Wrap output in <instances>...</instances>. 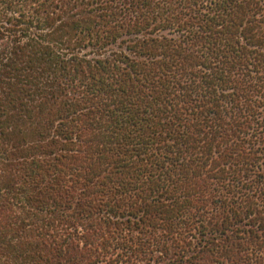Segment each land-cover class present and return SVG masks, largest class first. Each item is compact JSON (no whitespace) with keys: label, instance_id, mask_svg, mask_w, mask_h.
<instances>
[{"label":"trees","instance_id":"trees-1","mask_svg":"<svg viewBox=\"0 0 264 264\" xmlns=\"http://www.w3.org/2000/svg\"><path fill=\"white\" fill-rule=\"evenodd\" d=\"M262 255L264 0H0V264Z\"/></svg>","mask_w":264,"mask_h":264},{"label":"rangeland","instance_id":"rangeland-1","mask_svg":"<svg viewBox=\"0 0 264 264\" xmlns=\"http://www.w3.org/2000/svg\"><path fill=\"white\" fill-rule=\"evenodd\" d=\"M262 256H264V255H262ZM4 258H6V257H4Z\"/></svg>","mask_w":264,"mask_h":264}]
</instances>
